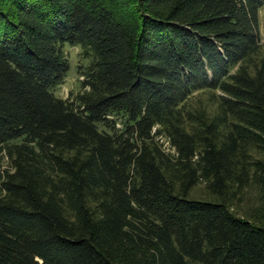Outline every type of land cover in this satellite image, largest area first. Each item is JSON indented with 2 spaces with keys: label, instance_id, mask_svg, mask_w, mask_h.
<instances>
[{
  "label": "trees",
  "instance_id": "1",
  "mask_svg": "<svg viewBox=\"0 0 264 264\" xmlns=\"http://www.w3.org/2000/svg\"><path fill=\"white\" fill-rule=\"evenodd\" d=\"M264 0H0V264H264ZM67 44L83 89L54 88ZM200 184L208 197L190 198Z\"/></svg>",
  "mask_w": 264,
  "mask_h": 264
},
{
  "label": "rangeland",
  "instance_id": "2",
  "mask_svg": "<svg viewBox=\"0 0 264 264\" xmlns=\"http://www.w3.org/2000/svg\"><path fill=\"white\" fill-rule=\"evenodd\" d=\"M260 23L261 34L264 39V24L262 19ZM64 52L69 60L70 70L65 76L63 83L55 87L54 91L60 97L69 98L83 89V71L88 64V60L84 58V50L79 45L67 44L64 47ZM8 165V159L1 154L0 167L5 168L8 167ZM204 188V185L200 184L192 190V195L189 197L194 199H196L194 196L208 197ZM233 208L234 212L239 216L251 218L259 223H264V193L261 187L253 185L247 188Z\"/></svg>",
  "mask_w": 264,
  "mask_h": 264
}]
</instances>
